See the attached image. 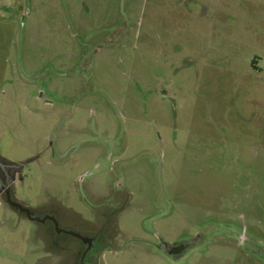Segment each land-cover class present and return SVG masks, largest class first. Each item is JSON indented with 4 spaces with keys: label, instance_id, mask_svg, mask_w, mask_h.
Segmentation results:
<instances>
[{
    "label": "rangeland",
    "instance_id": "1",
    "mask_svg": "<svg viewBox=\"0 0 264 264\" xmlns=\"http://www.w3.org/2000/svg\"><path fill=\"white\" fill-rule=\"evenodd\" d=\"M0 157L98 264H264V0H0ZM62 239L0 194V264Z\"/></svg>",
    "mask_w": 264,
    "mask_h": 264
},
{
    "label": "flooded vegetation",
    "instance_id": "2",
    "mask_svg": "<svg viewBox=\"0 0 264 264\" xmlns=\"http://www.w3.org/2000/svg\"><path fill=\"white\" fill-rule=\"evenodd\" d=\"M1 161L3 163L2 164L0 163V178L4 186V188L0 190L1 197L4 198L6 204L9 207L13 208L18 213H20L18 211V208L12 204V203L14 204L20 203L13 189V182L15 180L16 171L10 166V164L5 163V160L0 157V162ZM8 193L10 194V197H8ZM22 206L25 207L23 204ZM31 211H34L36 216L40 217L41 219H44L48 216L56 217L58 221V225H56V223L51 219H46L45 221L38 222V223H41L47 226V228L51 232V237L53 239L54 245L59 246L64 241V239L62 238H66L67 236H72L82 242V246L80 250L78 251L74 264H98V260L95 259L96 253L101 250V247H103L104 245L110 244L112 241L111 237H109V234L106 231V226H107L106 224L105 226L100 228L97 232H94L91 234H85V237L87 238V240H90V241H84L82 239H79L65 232V230L70 231L72 229L64 225L62 218L58 214H55L54 212H45L42 215H39L38 212H36L35 210H31ZM20 214L22 216L27 217L26 214L24 213H20ZM179 244H176L177 246H174V247L171 245H168L167 246L168 251L170 253H173V252L176 253L178 251L183 252L184 249L182 248L184 244L183 243H179Z\"/></svg>",
    "mask_w": 264,
    "mask_h": 264
},
{
    "label": "water",
    "instance_id": "3",
    "mask_svg": "<svg viewBox=\"0 0 264 264\" xmlns=\"http://www.w3.org/2000/svg\"><path fill=\"white\" fill-rule=\"evenodd\" d=\"M2 188H4V186H3L2 180L0 178V190ZM8 197H10V194L9 193H8ZM12 204L18 208V211L20 213L26 214L27 218L30 221H32V222H40V221H45L46 219H51V220H53L56 223V225H58V221H57V219H56L55 216H48V217H46L44 219H41L40 217L36 216L35 212L34 211H31L30 208L23 207L22 204H20V203H18V204L12 203ZM65 232L68 233V234H70V235H73V236H75V237H77L79 239H82L84 241H90V240H87V238L85 236H83L81 233L75 232L73 230H70V231H66L65 230Z\"/></svg>",
    "mask_w": 264,
    "mask_h": 264
}]
</instances>
